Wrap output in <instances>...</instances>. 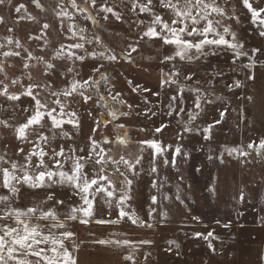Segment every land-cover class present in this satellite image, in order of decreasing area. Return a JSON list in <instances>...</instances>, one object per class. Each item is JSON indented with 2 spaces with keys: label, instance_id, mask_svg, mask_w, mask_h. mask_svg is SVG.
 <instances>
[{
  "label": "snow or ice",
  "instance_id": "snow-or-ice-1",
  "mask_svg": "<svg viewBox=\"0 0 264 264\" xmlns=\"http://www.w3.org/2000/svg\"><path fill=\"white\" fill-rule=\"evenodd\" d=\"M6 0H0V5H5ZM89 4L96 7L98 13H103L104 20H123V14L115 11V6L108 5L107 0H87ZM70 6L79 12H85L84 7H80L77 0H69ZM130 11L145 13L151 16V22L144 25L145 30L139 32L136 37L131 38L127 48L117 53L111 46H106L103 41L93 35L91 39L85 37V29L79 28L69 32L72 36L67 37L70 41L67 45L63 42L64 33H57L60 39H53L48 30L49 23H44L41 27V34L29 36L28 39L44 40V47L40 49L41 54L37 55L21 43L19 39L9 36L5 39L8 45H15V49L4 51L3 59H0V74L4 80H0V98H2L12 108L18 109L22 120L15 117L0 118V129L11 130L15 140L18 142L15 150L16 159L9 157L7 151L0 154V264H81L80 259L74 253L78 245L73 244L72 249L66 246V241H74L75 232L69 222L78 221L81 225L95 224L102 227H112L123 223L131 222L132 225L151 229L165 225L168 221L167 211H159L161 201L174 199L180 205H185L187 197L182 196L181 186L184 184V176L180 173V158L187 162L191 156L183 149L182 145L164 144L158 137L171 126L173 118L181 125V131L177 133V139L183 140L184 134L199 133L206 143H210L217 126L226 121L228 108L216 101L208 99L211 93H204L199 87L192 84H199L196 79L197 70L189 67L193 59H199L193 53L203 54L206 48H220L226 46L234 53L233 63L240 62L242 57L247 58V63H242L246 69V79L254 81L255 75L252 69L257 66L259 60L256 58L264 55V49L253 47L249 52L244 51V44L237 37V33L232 30L225 21L241 22V16L237 12L239 8L246 13L250 23L254 26L256 34L264 39V0H129ZM24 5L16 6L15 12L20 14ZM63 12V9H62ZM67 15L66 12H63ZM111 14V15H109ZM61 15V13H57ZM86 20H93V17L85 16ZM34 20V17L18 15L14 23L21 20ZM5 20L0 16V24ZM219 29H222L220 31ZM12 32L11 27L8 28ZM79 36V41H72V37ZM231 37L226 39L225 37ZM145 41L159 42L161 48L172 49V54L158 57L159 79L157 87L160 91H153L134 83L133 80L126 82L131 87L132 92L145 94L143 103L146 105L143 112L137 113L144 116L149 121L159 116L160 124L151 129L150 137L143 140L132 141L123 134L107 137L99 132L100 121L87 109L91 104H98L104 99L96 91L99 80L89 75L82 78V69L91 59L93 61H103L106 63H117L127 60L134 63V53H140V45ZM85 43L94 45L93 51L85 49ZM4 45L0 44V48ZM80 49L84 55H77L71 49ZM49 49L51 51L49 52ZM67 49V56L65 52ZM24 53V55H22ZM8 57H20L22 60L23 75L29 81L27 85L21 83L20 77L9 78L5 60ZM61 58L71 59L74 66L65 67L57 64ZM149 61L152 57H147ZM79 67H76V63ZM167 66V70H165ZM260 66H264L261 64ZM14 67V65H8ZM103 65L93 67L92 72L98 74L100 79L109 87L106 94L114 104H123L121 93L115 91L109 77L102 71ZM147 71V69H142ZM36 71L42 81L31 82L32 73ZM215 75H223L222 71ZM56 77H63L60 83L63 87L57 89ZM183 77L185 83H180ZM7 81V82H5ZM212 84V81H209ZM20 85L19 89L13 91ZM229 91L233 88L241 87V81L235 80L227 85ZM171 93V95L169 94ZM94 96H99V101L94 100ZM165 97L157 108L147 107L150 103L147 97ZM247 99L255 103V96H248ZM27 100V106L24 101ZM76 105V108L72 106ZM107 115L113 120L118 117H126L131 114L133 105L129 104L128 112H121L119 108L106 105ZM85 109V115L93 120L94 125L90 134L81 147L74 144L65 149L64 144H55L57 139H72L66 130L67 125L73 129H83V120L80 116V109ZM0 111H8L7 107L0 106ZM214 118L202 128L200 126L190 127L202 115L213 114ZM218 115V118L216 116ZM168 117L165 123L163 117ZM187 116V120L184 117ZM123 128L124 125H117ZM138 132H146V128H139ZM105 145L106 147H102ZM136 146L134 159L131 148ZM27 147V151L25 150ZM9 145L5 143V149ZM128 149V157L116 153L121 149ZM218 154L214 150H209L205 159L215 163H224V155L239 158L247 157L252 152L257 157L264 155V137L258 141H250L245 146L228 147L220 146ZM251 150V151H249ZM145 153L148 154V167L144 168ZM66 165L70 168L66 169ZM161 165L163 168H171L178 178L175 193L170 196L168 192L162 191L168 184V176L161 175ZM203 165H193V175L202 173ZM150 177L149 186L155 194H150L149 208L146 213L147 219L142 220L134 211H128L131 202L135 199L137 185L143 176ZM218 177L212 178L205 186V191L214 195L216 192L215 183ZM60 185L71 190L74 197L79 198V203L72 202L65 204L63 199H59L54 191L55 186ZM193 185L189 184V188ZM32 190V194L42 193L39 204L29 206L25 209L16 207V201L23 195V189ZM170 191V189H169ZM246 196L241 190L239 201L243 202ZM48 202H54V206H64L66 211L63 219L55 209H44ZM108 209V218H105L103 210ZM116 211V218H111L112 210ZM100 214L97 215V211ZM160 219L157 220L156 216ZM238 215H243L238 213ZM191 220L201 223V217L192 215ZM36 221H47V232L44 225ZM152 221V222H150ZM215 223L224 228L230 229L231 222H222L219 219ZM260 226H264V218L258 221ZM242 227V225H240ZM55 230V231H54ZM109 235H112L110 233ZM193 238H200L207 242L208 248L213 254L217 249L213 241L220 240L215 234V230H209L206 234L199 231L192 232ZM235 240V236L230 237ZM96 243L103 246L116 247L130 246L131 251L124 255L122 259L131 264H136L132 254L140 246L150 245V240H140L132 243L128 240L98 239ZM177 255H179V245H175ZM170 247L168 251H172ZM150 257V253L145 256V262ZM259 264H264V250L258 256Z\"/></svg>",
  "mask_w": 264,
  "mask_h": 264
},
{
  "label": "rangeland",
  "instance_id": "rangeland-1",
  "mask_svg": "<svg viewBox=\"0 0 264 264\" xmlns=\"http://www.w3.org/2000/svg\"><path fill=\"white\" fill-rule=\"evenodd\" d=\"M80 7L86 9L85 12H79L70 6L69 0H6L5 5H0V16L5 20L4 24H0V44L4 45L0 48V59H3L2 53L15 49V45H8L6 37H13L19 39L22 44L29 47L35 54L40 55V49L44 47V40H29L28 37L38 36L41 34V27L44 23H49L51 28L48 32L53 39H60L57 33H64L63 42L67 45L70 41L67 37L72 36L68 31L71 27L73 31L79 28L85 29L84 35L91 39L93 35L99 37L106 46H111L117 53L125 50L131 38L143 30V27L137 28V25H148L151 22V16L145 13H138L130 11L129 0H107L108 5L115 6V11L123 14V20L117 21L110 19L104 20L103 13H98L96 7L92 6L87 0H77ZM23 4L20 14L15 12L16 6ZM67 15H64L63 12ZM238 14L241 16V22L237 24L235 21H225L229 24L233 31L237 33V37L244 44V51L249 52L253 47L264 49V39H261L257 34L254 26L250 23V19L246 13L237 8ZM61 13V15H57ZM18 15L31 16L34 20H21L19 23H14ZM111 15V14H109ZM85 16H91L93 20H86ZM13 29L12 32L8 28ZM222 31V29H219ZM231 39V37H225ZM72 41H79V36L72 37ZM94 45L85 43V49L92 52ZM51 49H49V52ZM77 55H84V51L80 49H71ZM172 54V49L161 48L159 42L145 41L140 45V53H134V63H129L127 60H122L117 63H106L103 61L87 60L81 70L82 78H87L92 75L94 79L99 80L100 83L96 87L99 96L104 99L99 101V96H94V100L99 103L89 104L87 109L90 110L100 121L99 132L105 134L107 137L120 136L127 134L130 140H143L151 138L150 132L154 126L160 124L161 117L157 116L149 121L144 116H138L137 113L143 112L146 105L143 103L145 94H138L132 92L131 87L126 82L133 80L134 83L143 87L152 89L153 91H160L157 87L160 76L158 57ZM194 56H199V59H193L189 67L197 70L196 79L200 81L199 84L193 83V87H199L204 93H211L208 99L216 101L219 98L218 104H222L228 108L226 113V121L222 125L217 126L213 138L210 143H206L202 136L197 132L193 134H184L183 140L177 139V133L181 131V125L173 118L171 126L167 128L162 136L158 138L164 144L182 145L183 149L190 153L191 158L185 162L180 158V173L184 176V184L180 188L182 196L187 197L185 205H180L174 199L168 201H161V207L157 210L167 211L168 221L165 225L153 227L156 235V249L150 251V257L147 264H259L258 256L264 250V226H260L258 221L264 218V155L257 157L252 152L247 157L233 158L229 157L227 153L224 155V163L216 161L215 163L208 162L205 155L209 150H214L216 154L221 150V145L228 147H243L250 141H258L259 138L254 139L250 133L251 125V106L250 111L248 107V91L251 87V81L246 79V69L242 67V63H247V58L242 57L240 62L233 63L234 53L226 47L220 48H206L203 54L193 53ZM24 55V53H22ZM67 56V49L65 52ZM151 56L149 61L147 57ZM257 58V57H256ZM76 63V67H79ZM57 64L65 67L74 66L71 59L61 58ZM14 65V67H8ZM102 67V71L106 77H109L115 91L121 93L123 104H114L110 97L106 94V85L100 79L98 74L92 72L93 67ZM5 67L7 68L8 77H20L21 83L27 85L29 81L23 75L22 60L20 57H8L5 60ZM142 69H147L143 71ZM167 70V66H165ZM222 71L223 75H215V73ZM42 77L36 71L32 73L31 82L42 81ZM57 89L63 87L60 81L63 77H56ZM0 80H4V76L0 74ZM235 80L241 81V87L233 88L229 91L227 85L232 84ZM212 81V84H209ZM7 82V81H5ZM180 83H185L183 77L180 78ZM17 85L13 91L19 89ZM171 95V93H169ZM254 96H257L256 84H254ZM150 103L147 107L157 108L161 101H165V97L156 96L147 97ZM133 105L131 114L126 117L118 116L114 120L107 115L106 105H112L113 108H119L121 112H128L127 105ZM256 106V115L258 111L257 99L254 103ZM0 106L7 107L8 111H0V118L15 117L16 120H22L23 117L19 114L18 109L12 108L2 98H0ZM24 106H27V100L24 101ZM76 108V105L72 106ZM250 114V115H249ZM80 116L83 120V129H73L71 125L66 126V130L72 139H57L55 144H64L65 149L69 145L74 144L76 147H81L85 144L86 138L92 134L90 129L95 126L93 120L85 115V109H80ZM255 117V107H254ZM214 118L213 114L202 115L190 127L206 126L211 123ZM218 118V115L216 116ZM249 118V119H248ZM165 123L168 122V117H163ZM187 120V116L184 117ZM250 122V123H249ZM117 125H124L123 128ZM146 128V132H138L139 128ZM255 129L253 131H256ZM264 130V129H262ZM5 143L9 145L5 149ZM18 142L15 140L11 130L5 131L0 129V154L7 151L9 157L16 159L14 153ZM106 147L105 145H101ZM27 151V147L25 146ZM132 156L128 157V149L121 148L116 156L119 158L120 154H124L130 159L135 158L136 146L131 148ZM251 151V150H249ZM148 154L145 153L144 168L148 167ZM193 165H203L202 173H195L193 175ZM70 165H66V169ZM161 175L168 176V184L162 189L172 196L176 191V184L178 178L176 173L171 168H163L161 165ZM218 177V180H213L215 183L216 192L214 195L205 191V186L209 184L210 179ZM150 177L143 176L137 185V193L135 199L131 202L128 211H134L142 220L147 219L146 213L151 203L148 199L150 194H155L149 186ZM189 184L193 186L189 188ZM170 189V191H169ZM243 190L246 199L243 202L239 201V196ZM23 195L16 201L15 206L25 209L29 206L39 204L42 193L37 192L32 194V190L24 188ZM54 191L59 199H63L65 204L72 202L79 203V198L71 194V190L57 185ZM45 210L53 208L57 210L60 219H63V213L66 211L64 206H54V202H48L43 206ZM242 213L243 215H238ZM100 211H97V215ZM105 218H108V209L103 210ZM192 215L201 217L202 222L196 223L191 220ZM111 218H116V211L112 210ZM156 219L160 217L157 215ZM219 219L222 222H231L230 229H224L218 226L215 221ZM42 225L47 224V221H36ZM152 222V221H150ZM92 227L97 225L91 224ZM242 225V227H240ZM122 228L141 233L142 227L128 223L119 224ZM102 227V226H99ZM102 233H106L104 229ZM145 228H143V231ZM92 230V229H91ZM89 231L90 234L92 231ZM209 230H215V234L220 237V240L213 241L214 247L217 249L215 254L208 248L207 242L200 238H193L192 232L199 231L206 234ZM96 232V231H95ZM97 233V232H96ZM133 233V232H132ZM142 234V233H141ZM140 234V235H141ZM137 235V234H136ZM235 236V240L230 237ZM179 245V255L175 245ZM172 251H168L169 248ZM147 254V253H146ZM145 255L137 256L138 264H146Z\"/></svg>",
  "mask_w": 264,
  "mask_h": 264
},
{
  "label": "crops",
  "instance_id": "crops-1",
  "mask_svg": "<svg viewBox=\"0 0 264 264\" xmlns=\"http://www.w3.org/2000/svg\"><path fill=\"white\" fill-rule=\"evenodd\" d=\"M260 63L257 64L256 67L252 69V73L255 75V80L251 81V87L248 91V96H254V84H256L257 89V115H256V106L254 103L248 100V107L250 111L251 106V120L250 125V135L254 138H261L264 137V66H260L264 64V55H260L257 57ZM254 107H255V117H254ZM250 115V114H249ZM250 123V122H249ZM257 129L256 131H253ZM72 229L75 232L74 241L65 242L66 246L69 249H72L73 244L78 245L77 251L74 253L80 259L81 264H126V262L122 259V257L128 254L131 251L130 246H121L116 247L115 245L112 246H103L96 241L98 239H111L113 241L121 239V240H128L132 243H135L140 240H150V245H143L140 246L136 251L132 254L135 257V262L137 263V256L145 255L146 253H150L151 250L156 249V235L154 229L143 228L140 229L141 233H136L135 231L127 230V228H122L119 225L112 226L110 228L104 229L105 234L102 233L104 227L92 225H81L78 221L69 222ZM44 231L47 232V224H44ZM106 228V227H105ZM96 229L95 231H92ZM92 231L90 234L89 231ZM55 231V230H54ZM133 232V233H132ZM112 233V235H109ZM137 234V235H136ZM141 234V235H140ZM127 264H131V262H127Z\"/></svg>",
  "mask_w": 264,
  "mask_h": 264
}]
</instances>
